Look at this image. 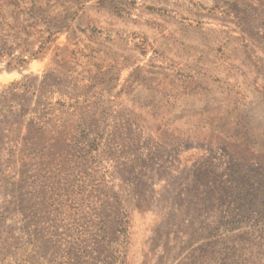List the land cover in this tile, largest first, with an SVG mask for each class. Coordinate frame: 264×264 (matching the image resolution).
<instances>
[{"label":"rangeland","instance_id":"rangeland-1","mask_svg":"<svg viewBox=\"0 0 264 264\" xmlns=\"http://www.w3.org/2000/svg\"><path fill=\"white\" fill-rule=\"evenodd\" d=\"M0 264H264V0H0Z\"/></svg>","mask_w":264,"mask_h":264}]
</instances>
